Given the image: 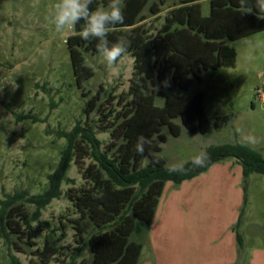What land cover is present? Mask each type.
<instances>
[{
  "label": "rangeland",
  "instance_id": "obj_1",
  "mask_svg": "<svg viewBox=\"0 0 264 264\" xmlns=\"http://www.w3.org/2000/svg\"><path fill=\"white\" fill-rule=\"evenodd\" d=\"M180 1L165 0L160 18ZM56 2L0 0V200L20 191L35 195L45 189L47 175L65 146L58 133L70 131L77 122L94 126L96 137L107 143L108 132L101 127L119 110V97L129 85L130 55L110 67L98 52L84 54L93 76L82 90L76 87L65 43L73 32L55 31L50 20ZM207 11V2H201L202 15ZM150 22L155 24L153 18L146 20ZM230 45L236 52L234 67L202 71L201 81L183 93L190 97L201 91L210 122L222 115L228 122L207 135L181 126L173 137L162 128L165 142H158L159 155L167 166L187 162L208 147L235 143L264 159V103L257 97V91L264 92V31ZM95 96L94 110L85 114V103ZM155 104L161 105L162 99ZM24 115L32 119L18 118ZM247 137L254 141L246 142ZM82 163L86 166L88 160ZM66 178L73 182H63L62 195L32 223L42 229L33 240L35 246L21 243L18 252L0 240V264H9L10 254L21 264H38L32 253L41 249L45 238L56 247L49 264L67 263L75 255L76 263L89 261L87 251H77L68 224L75 214L65 192L83 182L74 163ZM236 233L242 237L241 248ZM132 239L142 245L138 264H264V175L252 173L244 179L241 165L226 158L178 186L167 182L147 234Z\"/></svg>",
  "mask_w": 264,
  "mask_h": 264
},
{
  "label": "trees",
  "instance_id": "obj_2",
  "mask_svg": "<svg viewBox=\"0 0 264 264\" xmlns=\"http://www.w3.org/2000/svg\"><path fill=\"white\" fill-rule=\"evenodd\" d=\"M203 1L208 6L205 16L201 13ZM107 2L93 0L90 7L94 10ZM164 2L124 0V23L114 26L107 38L110 43L121 37L128 41L132 72L126 93L119 97V110L112 112L111 121L101 127L108 132V141L103 145L94 126L78 122L70 131L58 133L65 146L54 170L47 175L45 189L35 195L20 191L0 200V240L8 247L21 252V243L35 246L33 240L42 229L32 223L39 220L51 200L62 195L61 185L68 181L66 173L71 163L77 166L83 182L65 192L75 214L68 224L77 251H87L89 261L76 263L75 255L60 264H138L142 245L131 238L147 234L167 182L178 186L226 158H234L241 165L244 179L252 173L264 175V159L240 143L208 147L207 164L196 167L189 160L183 173L168 171L158 145L165 142L161 134L164 127L173 137L179 135L181 126L207 135L228 122L225 115L210 122L201 91L190 97L183 93L201 81L202 71L234 67L236 52L230 43L264 31V0H182L168 7L160 18ZM145 10L147 15L143 14ZM149 18L154 19V25L146 23ZM83 23L65 40L74 83L81 90L93 76L84 54L98 53L99 43L78 35ZM157 98L162 99L161 105L155 104ZM97 100L95 96L85 103V114L94 110ZM18 118L32 119L26 115ZM141 135L151 141L145 146L147 160L135 150ZM83 160H88L86 166ZM236 242L243 247L239 233ZM32 255L38 264H49L56 247L45 238L41 249H35ZM9 264L21 263L10 254Z\"/></svg>",
  "mask_w": 264,
  "mask_h": 264
},
{
  "label": "clouds",
  "instance_id": "obj_3",
  "mask_svg": "<svg viewBox=\"0 0 264 264\" xmlns=\"http://www.w3.org/2000/svg\"><path fill=\"white\" fill-rule=\"evenodd\" d=\"M93 0H57L50 15L51 23L57 32H74L76 26L83 21V27L78 35L85 41L96 39L97 50L102 55L106 64L114 67L121 57L128 52V41L121 37L117 42L110 43L108 34L114 26L124 23V0H108L106 5H99L94 10L90 7ZM264 6V4H262ZM186 136V130H184ZM252 143L254 138H245ZM151 143L150 139L141 135L137 138L135 150L137 154L147 160L145 146ZM209 154L206 150L199 151L191 158V164L196 167H204ZM150 163V161H148ZM185 161L168 165L170 173H183Z\"/></svg>",
  "mask_w": 264,
  "mask_h": 264
},
{
  "label": "built area",
  "instance_id": "obj_4",
  "mask_svg": "<svg viewBox=\"0 0 264 264\" xmlns=\"http://www.w3.org/2000/svg\"><path fill=\"white\" fill-rule=\"evenodd\" d=\"M257 97L262 103H264V92L257 91Z\"/></svg>",
  "mask_w": 264,
  "mask_h": 264
}]
</instances>
